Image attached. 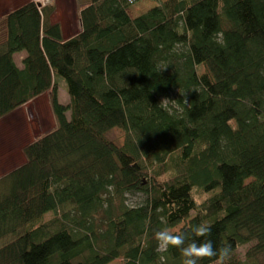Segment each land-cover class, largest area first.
<instances>
[{
    "label": "trees",
    "instance_id": "16d2710c",
    "mask_svg": "<svg viewBox=\"0 0 264 264\" xmlns=\"http://www.w3.org/2000/svg\"><path fill=\"white\" fill-rule=\"evenodd\" d=\"M141 1L82 3L70 39L50 5L0 18V120L49 94L56 123L0 178V264H182L154 233L202 222L264 264V0Z\"/></svg>",
    "mask_w": 264,
    "mask_h": 264
},
{
    "label": "rangeland",
    "instance_id": "374dc122",
    "mask_svg": "<svg viewBox=\"0 0 264 264\" xmlns=\"http://www.w3.org/2000/svg\"><path fill=\"white\" fill-rule=\"evenodd\" d=\"M35 2V0H0V18L9 14L19 6L27 2ZM44 6H52L54 10L51 17L52 23L61 25L65 38L75 36L80 29V6L86 5L89 0H41ZM166 0H142L139 3L133 4L129 11L130 17H135L145 11L154 8L165 2ZM78 2L80 5L78 6ZM36 3V2H35ZM38 4L39 8L41 4ZM19 60V59H17ZM20 63V62H19ZM67 83L61 80L59 83V100L62 104H67L69 101ZM49 94L40 97L28 107L18 109L8 115V117L0 120V178L21 166L25 161L23 149L34 141L38 136L51 131L56 123L53 118ZM109 137L112 140L122 142L124 139L123 133L119 130L110 132ZM128 203L138 204L145 200L142 195L127 196ZM188 224V223H186ZM184 224L177 229L171 230L178 232ZM246 248H241L237 252V259L243 260ZM124 259H119L113 264H123ZM235 259L228 262L233 264Z\"/></svg>",
    "mask_w": 264,
    "mask_h": 264
},
{
    "label": "clouds",
    "instance_id": "9594fccd",
    "mask_svg": "<svg viewBox=\"0 0 264 264\" xmlns=\"http://www.w3.org/2000/svg\"><path fill=\"white\" fill-rule=\"evenodd\" d=\"M193 239L186 242L183 232H174L168 228L156 231L154 239L156 241V252L165 253L170 247L179 250L183 257L182 264H200L201 261L208 259L215 264H226L232 255V248L228 245L216 247L213 241L208 238L211 236V227L206 223L194 225L191 229Z\"/></svg>",
    "mask_w": 264,
    "mask_h": 264
},
{
    "label": "crops",
    "instance_id": "0c3cea01",
    "mask_svg": "<svg viewBox=\"0 0 264 264\" xmlns=\"http://www.w3.org/2000/svg\"><path fill=\"white\" fill-rule=\"evenodd\" d=\"M79 31H80V29H79ZM78 31V32H79ZM63 36H64V34H63ZM64 38H65V36H64ZM70 38H72V37H69V38H65V39H70ZM25 56H26V53L25 52H23V53H18V54H16L15 56H14V59H15V62H16V64H17V66L19 67V68H22L23 67V64H22V61H23V59L25 58ZM17 59H19V60H17ZM20 62V63H19ZM45 95H47V94H45ZM44 95H42L41 97H43ZM40 98V97H39ZM39 98H37V99H35L34 101H37V100H39ZM34 101H32L31 103H29V104H27V105H25V106H23V107H21L20 109H23V108H25V107H28L29 105H31L32 103H34ZM51 107V106H50ZM51 109H52V107H51ZM53 112V111H52ZM12 115V114H11ZM8 117V116H7ZM6 118V117H5ZM53 118H54V115H53ZM2 120V119H1ZM24 159H25V157H24Z\"/></svg>",
    "mask_w": 264,
    "mask_h": 264
},
{
    "label": "built area",
    "instance_id": "2783aa9c",
    "mask_svg": "<svg viewBox=\"0 0 264 264\" xmlns=\"http://www.w3.org/2000/svg\"><path fill=\"white\" fill-rule=\"evenodd\" d=\"M35 2L41 4V7L42 5H45L44 2H42L41 0H35Z\"/></svg>",
    "mask_w": 264,
    "mask_h": 264
}]
</instances>
